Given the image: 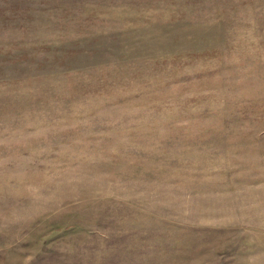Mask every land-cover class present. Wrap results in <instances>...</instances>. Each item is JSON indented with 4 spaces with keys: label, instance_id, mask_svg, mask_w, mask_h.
Listing matches in <instances>:
<instances>
[{
    "label": "rangeland",
    "instance_id": "obj_1",
    "mask_svg": "<svg viewBox=\"0 0 264 264\" xmlns=\"http://www.w3.org/2000/svg\"><path fill=\"white\" fill-rule=\"evenodd\" d=\"M0 264H264V0H0Z\"/></svg>",
    "mask_w": 264,
    "mask_h": 264
}]
</instances>
